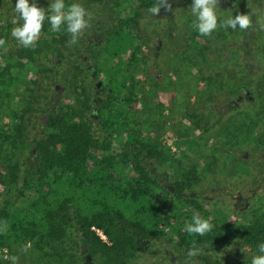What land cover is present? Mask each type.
<instances>
[{
    "label": "rangeland",
    "instance_id": "374dc122",
    "mask_svg": "<svg viewBox=\"0 0 264 264\" xmlns=\"http://www.w3.org/2000/svg\"><path fill=\"white\" fill-rule=\"evenodd\" d=\"M88 1L76 2L91 13V20L75 56L56 60L45 53L37 54L36 62H22L20 85L0 88V159L23 163L20 172H31L37 164L33 144L42 124L41 115L35 123L37 133L28 140L16 141L8 135L12 128L9 117L13 110L25 107L28 89L51 87L47 106L53 111L45 117L65 111L69 105L79 106L87 91L99 103L109 94L108 76L104 72L92 76L85 69L92 66L93 71L92 62L96 61L106 71L107 56L99 53L105 41L104 30L118 18V9L127 6L133 11L138 6L134 0ZM224 1L220 0L217 8L221 21L252 13L253 28L242 31L237 26L235 31L219 29L210 37L200 36L192 27V0H169L173 11L162 8L158 16L148 12L156 3L149 0L150 5L140 9L135 20L136 43L130 49L138 48V54L122 65V73L133 83V89L128 90L133 122L148 129L149 144L158 146L167 157L161 163L146 161L142 169L148 178L165 179L170 187L180 182L183 190L179 195L175 193L173 202L188 200L196 206L192 211H175L182 220L198 213L211 218L216 230L226 235L240 226L264 220V30L256 24L258 18L264 19V0H236L234 4ZM50 2L43 4L50 6ZM51 36L50 28L43 27L40 38L53 43L55 38ZM2 47L0 66L10 60ZM44 63L54 69L47 77L39 74ZM77 66L84 72L77 75ZM95 83L100 84L99 89L93 87ZM98 107L93 103L92 110ZM97 113L95 110L92 130L102 141L105 132H101L100 120L105 114ZM18 171L12 177L0 170L4 172L0 179V208L7 203L9 211L17 208L19 212L21 208L38 216L59 206L63 199L59 194L50 195L47 204L38 206H33L29 196L19 195L22 176ZM82 196L88 194L82 192ZM177 213H173V226L181 224L176 220ZM163 231L167 233L135 253L127 264H185L188 251L174 244L171 231ZM66 240L63 256L42 258L37 251H18V264H82L75 257L80 250L78 235L72 233ZM223 242L200 247L203 254L194 258L195 264H251L253 255L259 254L238 240ZM3 261L2 264H11L4 258Z\"/></svg>",
    "mask_w": 264,
    "mask_h": 264
},
{
    "label": "trees",
    "instance_id": "16d2710c",
    "mask_svg": "<svg viewBox=\"0 0 264 264\" xmlns=\"http://www.w3.org/2000/svg\"><path fill=\"white\" fill-rule=\"evenodd\" d=\"M14 1L0 0V22L7 24L0 27V39L6 41L4 48L10 57L0 66V88L20 85L23 61L32 64L36 62L35 55L41 53L56 60L75 56L77 45L84 39L83 35L77 44H70V34L64 30L52 32L46 20L43 27L50 28L51 38H55L53 43L40 38L34 48L23 47L11 35L12 29L17 26L12 23L16 16ZM77 1H65V4L68 6ZM235 1L229 0L228 3L234 4ZM29 2L49 8V5L43 4H49V0ZM136 3L138 9L133 11L127 6L118 9V18L109 28H104L105 41L99 53L107 56L104 62L109 63V67L106 66L105 71L96 61L92 62L95 73L100 75L104 72L109 78L106 99L99 103L97 99L92 100L91 91H87L79 106V103L77 106L69 105L65 111L51 113L49 117L46 115L47 123L41 124L38 133L35 123L39 116L53 111L51 108L48 110L47 106L52 90L49 85L46 89H28L25 107L11 113L9 126L12 128L8 135H13L14 140H28L29 136L37 133L33 144L37 164L34 170L24 173L23 170L20 172L23 163L0 159V170H6L14 177L13 173L19 169L22 183L18 193L29 196L33 206L47 204L52 194H59L63 199L56 209L45 210L38 216L21 208L19 212L17 208L9 211L7 203L0 208V226L5 222L7 225V233H0V264L4 262V252L8 256H15L18 251L23 252L25 246H29V252H40L42 258H49L53 254L63 256L66 239L72 233L78 235L80 250L75 257L82 264H127L135 253L167 233L163 231L165 229L171 231L176 240L174 244L186 251L193 244L199 249L214 242L219 244L221 240L223 244L238 240L258 254V245L264 243V220L240 226L226 235L216 230L213 222V231L205 236L188 234L183 229L192 216L182 220L178 210L192 211L196 206L188 200L180 204L173 202L175 193L179 195L183 190L180 182L172 187L174 192H171L161 185L165 179H150L142 169V163L146 161L161 163L167 157L158 146L149 144L148 129L133 122L132 100L128 92L133 89V83L122 73V65L138 54V48L130 49L136 43L134 26L138 12L150 5L149 0H134ZM195 44L198 45V42ZM74 71L77 75L84 72L79 66ZM51 72L54 69L45 64L39 74L47 77ZM36 83H33V87ZM1 93L0 89V97ZM93 103L99 106L95 109L98 113L105 114V118L100 120L101 132H105L102 141L92 130ZM3 174L0 172V179ZM82 192L88 196L83 197ZM173 213H177V222L181 221L175 227L171 223ZM93 229L101 231L105 240ZM51 251L53 253L49 254ZM77 261L75 259L73 262Z\"/></svg>",
    "mask_w": 264,
    "mask_h": 264
},
{
    "label": "clouds",
    "instance_id": "9594fccd",
    "mask_svg": "<svg viewBox=\"0 0 264 264\" xmlns=\"http://www.w3.org/2000/svg\"><path fill=\"white\" fill-rule=\"evenodd\" d=\"M220 0H192L190 7L192 15L195 17L192 27L196 29L200 36L210 37L219 30L231 28L233 31L239 29L247 31L253 28L252 13L237 14L234 17L229 16L226 20L221 21L217 14ZM166 12H172V4L169 0H156V3L148 9L153 16H158L161 9ZM16 16L12 23L17 25L12 29L11 35L25 48H34L39 41L45 21L51 25L52 32L62 30L70 34V44H77L83 37L85 31L90 27L91 13L80 3H72L66 6L65 0H51L47 10L39 7L35 2L29 0H17L15 4ZM256 24L261 30H264V19H257ZM6 41L0 39V47L4 46ZM214 225L211 218H203L198 213L192 216L190 222L185 223L184 231L190 235L205 236L212 232ZM0 233H7L6 222L0 226ZM29 246H25L24 251ZM243 251V249H242ZM258 255H253L251 264H264V243L258 245ZM203 254L201 249L196 248L195 244L188 250L185 264H195L194 258ZM10 261L11 264H18L17 256L3 257Z\"/></svg>",
    "mask_w": 264,
    "mask_h": 264
},
{
    "label": "flooded vegetation",
    "instance_id": "af4514ba",
    "mask_svg": "<svg viewBox=\"0 0 264 264\" xmlns=\"http://www.w3.org/2000/svg\"><path fill=\"white\" fill-rule=\"evenodd\" d=\"M30 1V0H29ZM16 2H17V0H15L14 1V4H16ZM3 26H7V24L6 23H2V22H0V27H3ZM3 48V47H2ZM2 48H0V50H2ZM7 55V54H6ZM88 73H91L92 74V76H94L96 73L94 72V71H92V66H88V67H86V69H85ZM95 86H96V88L97 89H99L98 87H99V85H98V83H95L94 84ZM98 100V99H97ZM98 101H100V100H98ZM94 111H93V113L95 112V109H93ZM44 117L45 116H42L41 117V120H42V123H43V125H45L47 122V116H46V118L44 119ZM162 186H164L165 188H168L171 192L173 191V188L172 187H170V186H168L166 183H162L161 184Z\"/></svg>",
    "mask_w": 264,
    "mask_h": 264
},
{
    "label": "built area",
    "instance_id": "2783aa9c",
    "mask_svg": "<svg viewBox=\"0 0 264 264\" xmlns=\"http://www.w3.org/2000/svg\"><path fill=\"white\" fill-rule=\"evenodd\" d=\"M94 230V229H93ZM95 232H96V234L102 239V240H105V237H104V235L102 234V232L101 231H99V230H94Z\"/></svg>",
    "mask_w": 264,
    "mask_h": 264
},
{
    "label": "water",
    "instance_id": "95a60500",
    "mask_svg": "<svg viewBox=\"0 0 264 264\" xmlns=\"http://www.w3.org/2000/svg\"><path fill=\"white\" fill-rule=\"evenodd\" d=\"M98 85H100L99 83H98ZM242 92L244 93V95H246L247 97H250L249 95H250V93L246 90V89H242ZM46 117H44V119H45Z\"/></svg>",
    "mask_w": 264,
    "mask_h": 264
}]
</instances>
